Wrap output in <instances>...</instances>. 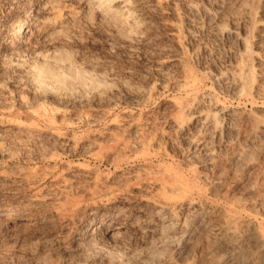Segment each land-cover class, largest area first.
Segmentation results:
<instances>
[{
	"label": "rangeland",
	"instance_id": "rangeland-1",
	"mask_svg": "<svg viewBox=\"0 0 264 264\" xmlns=\"http://www.w3.org/2000/svg\"><path fill=\"white\" fill-rule=\"evenodd\" d=\"M138 3L137 14L142 15H139L143 19L142 29L138 36L132 38L123 33L126 38L117 31L116 26L104 19L101 20L98 13L88 9L78 0H59L52 8L49 0H0V120L2 119L0 121V264H206L211 255L214 257L220 255L219 258L226 259L232 255L229 247L219 249L215 253H209L208 250V242L220 233L222 223L220 221L225 217L233 222L250 220L251 224L260 229L259 232L262 231L261 235L264 239V201L260 203L254 198L257 197L258 192L264 195V176L261 174V171L264 174V157L257 154V151L252 153L260 161L257 159L256 161L254 156V158L248 157L250 163L253 160V163L255 161L260 164V166L255 164L258 167V169L255 167L256 171L254 168L251 169L255 172L253 174L255 177L251 178L254 181L243 178L246 171L244 169L247 163L249 164L247 158L241 164L237 163L234 166L229 165L224 158V154L229 152L228 148L230 150L243 136L247 116H252L250 119H253L254 125L255 122L264 123V92H260L263 93L261 96L259 92L254 93L253 56L250 55L252 59L250 56H244L239 61L242 63L241 68L244 69L242 71L246 70L241 71L243 85L247 80L250 81L243 86V89L246 87L245 89L248 90L242 89L239 94L241 97H238V94L230 93L225 89L226 87L218 84V81L214 82L215 80L211 81L209 78L213 69L220 66L219 64L227 58V46L221 44L217 46L218 44L211 39L207 47L212 46L206 49H219L218 52L221 53H217V50L214 52L213 49L210 50L211 53L210 51L207 53L192 45L188 39L184 18L177 19L168 11L162 14L156 8H151L150 0H138ZM68 8L74 15L71 13V16H68L65 13ZM58 18L64 21L61 32H56ZM39 19L53 22L52 27L42 28ZM19 20L27 21L24 25L25 35L20 40L12 38L10 32V27L14 28ZM249 37L248 46L252 49L253 39ZM52 47L67 50L68 53H65L69 60L53 63L55 70L63 73L65 79L62 80L64 82L45 79L50 84V88L45 91L33 84L32 75L28 71L29 67L37 64V61L39 63L43 60V56L36 55L37 52ZM68 61L74 62L73 64L84 73L86 86H79L71 77V73L66 69L67 66H64ZM250 61H253V66ZM243 62L248 65H243ZM252 68L254 70H249ZM190 84L196 85L198 94L204 95L207 92L205 95L219 99L224 109L232 108L237 114L241 111L233 122L235 126L238 122L234 130L231 128L233 133L231 129L225 132L227 136L230 135L228 138L223 136L224 139L221 138L218 142L213 137V139L210 137L213 141L209 138V143L215 145L208 153L202 149L187 152L183 147L185 145H181L184 144L181 143L183 139L180 136L176 139L178 135L172 127H169L171 125L167 121L171 110L174 112L178 106L183 105V108H188L192 105L191 95L188 97L184 95V90L189 88ZM262 87L261 91L264 89V84ZM244 91L251 97L249 95L245 97L242 94ZM34 111L35 114L39 111L42 114L53 115L57 122L44 123L38 119ZM16 119L26 124L29 121L35 123L32 138L17 132L15 126L11 124ZM7 120H10V124ZM243 123L244 127H242ZM37 131H39L38 135L41 133L39 136ZM162 131L165 135L162 134L161 139ZM55 132H58L57 136ZM169 134L173 136L171 141L168 140L171 138ZM232 135L235 136V140ZM18 136L24 137L19 140ZM26 137L27 140H24ZM226 138L227 141L230 138L231 141L234 140V143L229 142L232 146L226 142ZM163 139H166L165 142ZM140 140L143 141L144 146ZM126 141L129 147L136 148L130 147L129 151L133 149L136 153L141 145L143 150L139 148L136 153L138 156L136 154L134 156L133 152H128L129 147L125 149L121 146ZM263 141L264 137L260 143ZM133 143L135 146L130 145ZM226 143L228 147H221ZM146 147L148 151L151 149V155L146 151ZM215 149L217 153L220 151L222 154V156L220 154L221 160ZM181 151L186 157L190 155L187 157L188 162L190 157L193 158L190 161L192 163L194 160L193 168H186L191 165H187L185 155ZM212 152L213 155L217 154V158L214 156L210 159L212 155L209 153ZM129 155L132 159H128ZM151 165L156 168L153 171L156 174H151L153 177L148 173L149 168H152L151 171L154 170ZM164 166L166 168L169 166V171L168 169L165 171ZM261 166L263 170L259 169ZM159 169H163L166 174ZM172 170L174 174L180 170L184 172V178L182 172H177L176 175L182 177L175 181V184L179 181L177 186L191 182L188 183L187 189L190 192L187 196H182L181 190L178 189L163 194L158 184L153 186V179L155 181V178H159L162 173L163 177L167 174L176 176L172 175ZM198 172L200 173L196 174ZM138 174L140 176L145 174L146 178H149L142 179L143 176L137 177ZM240 174L244 175L240 176ZM207 177L212 179L209 180ZM216 177H220V180L215 179L220 185L214 187L210 181L214 182L213 179ZM208 181L211 187L210 184L205 185ZM193 182L195 183L192 184ZM250 184L253 185L250 188L254 194L245 193L242 188ZM252 197L253 200L249 199ZM168 199L171 202H168ZM191 201L201 204L207 202L211 210L208 214L213 211L212 214L205 216L209 219H204L202 224L205 225L201 226V224L199 228L191 224L197 214L188 210ZM153 202L155 205L159 202L158 206L163 205L162 212H159L161 215L153 208ZM226 209H229L228 213L225 212ZM172 215L175 218H172ZM236 215L239 217L237 218ZM208 222L211 224L207 225ZM226 237V243L230 240L227 244L229 246L234 239L230 236ZM244 252L252 256L255 254L254 250L248 247L244 248ZM262 263L264 264V261Z\"/></svg>",
	"mask_w": 264,
	"mask_h": 264
},
{
	"label": "bare ground",
	"instance_id": "bare-ground-1",
	"mask_svg": "<svg viewBox=\"0 0 264 264\" xmlns=\"http://www.w3.org/2000/svg\"><path fill=\"white\" fill-rule=\"evenodd\" d=\"M52 2L50 3V0H49V4H51L50 5V7L52 8V7H54V6H56V4H57V2H59V0H51ZM80 3H82L84 6H86L88 9H91L93 12H96V13H98L99 14V16H100V18H101V20L102 19H104V20H106L108 23H110L111 25H113V26H116L117 28H118V30H117V28L115 27V29L117 30V31H119V32H121L122 34L124 33L127 37H134V36H136L137 34H139L140 33V31H141V29H142V26H143V19H141V17H139V15H141V13H139V15L137 14V12H138V0H78ZM149 1V0H148ZM151 1V8H156V10H159L160 12H162V14L164 13V12H170V13H172V14H174L176 17H177V19L179 18V19H185V22H186V24H185V26L186 27H184V28H186V30H187V34H188V39L192 42V45H196L198 48H201V50L203 49V50H205L206 52L207 51H210L211 49H213V48H210V50H208V49H206V47H207V43H208V41L209 40H213L214 41V43L216 44H218L217 46H219L220 44L221 45H225V46H227V53L225 52V49H223L224 50V53H226L227 54V58L223 61V63H221V64H219L220 66H216L217 68H215V69H213V71L210 73V77L209 78H211V81H212V79L213 80H215L214 82H216V81H218V84H222V86H224V87H226L225 89L226 90H228L230 93H232V94H238L237 96L239 97L240 95V93H241V91H243L246 87H244V89H243V86L247 83V81H250V80H247L248 78L250 79V77L248 76L249 75V73H248V75L247 74H244L245 76L247 75L248 76V78L247 79H245V81L246 82H244V85H243V81H242V76H241V71L242 70H244V69H242L241 67V64L242 63H240L239 61H241V59L244 57V56H253V58H254V60L253 61H255V73H254V76H252V77H255V79L254 78H252V79H254V81H255V91H254V93L255 92H264V89H263V91H261L262 90V86H263V84H264V0H150ZM143 2V1H142ZM59 4H61V3H59ZM142 4V3H141ZM142 6H144V5H142ZM148 6H149V4H148ZM58 8V7H57ZM142 10V9H141ZM68 16H71V13H73V11H71V9H67L66 10V12H65ZM65 14V15H66ZM169 14V13H168ZM171 14V15H172ZM73 15H74V13H73ZM142 16V15H141ZM60 17V16H59ZM175 17V18H176ZM25 19V18H24ZM60 19H61V17H60ZM59 18L57 19V22L55 21V23H57V29H56V32H61V28H62V26H63V22L64 21H62V20H60ZM40 20V19H39ZM55 20V19H54ZM59 20V21H58ZM103 20V21H104ZM172 20H174V18H172ZM37 21V20H36ZM41 21V20H40ZM175 21V20H174ZM173 21V22H174ZM145 22V21H144ZM182 22V21H181ZM183 22H184V20H183ZM182 22V23H183ZM184 22V23H185ZM40 23V26L42 27V28H44V29H46V28H49V27H52V25H53V22H51L52 23V25H51V23H50V21H48V20H42L41 22H39ZM38 23V24H39ZM54 23V24H55ZM167 23H169V22H167ZM171 23H172V21H171ZM27 24V21H25V20H19V21H17V24H16V26H14V28H13V26L12 27H10V32H11V37L12 38H16V39H21V38H23V36L25 35V30H26V28L24 27V25H26ZM144 24H146V23H144ZM170 24V23H169ZM174 24V23H173ZM51 25V26H50ZM171 25V24H170ZM176 25V24H175ZM179 25V24H178ZM177 25V26H178ZM180 25H182L181 23H180ZM172 27H174V26H172ZM180 27H183V26H180ZM180 27H179V30H181L180 29ZM169 29H171V28H169ZM183 29V28H182ZM175 30V29H174ZM178 30V29H177ZM176 30V31H177ZM178 30V31H179ZM171 32V31H170ZM173 33V32H172ZM181 33V32H180ZM195 33H197V35H194ZM121 34V35H122ZM124 34L122 35V36H124ZM174 34V33H173ZM173 34L171 35V36H173ZM176 34H177V32H176ZM184 34V33H183ZM186 34V35H187ZM126 36H124V37H126ZM138 36V35H137ZM180 35H179V33H178V37H179ZM185 36V35H184ZM249 36H251L252 37V39H253V42H252V44H253V48L252 49H250L249 47L250 46H248V37ZM10 37V38H11ZM126 37V38H127ZM175 37V36H174ZM177 38V37H176ZM250 38V37H249ZM188 39H186V40H188ZM173 40H174V38H173ZM251 40V39H250ZM180 41V40H179ZM210 42V41H209ZM189 43V42H188ZM212 43V42H211ZM215 44H213V46H214V48H215ZM209 45V44H208ZM210 46V45H209ZM209 46L207 47V48H209ZM212 46V45H211ZM210 46V47H211ZM197 48V49H198ZM64 50V49H63ZM62 50V48L60 49V48H58V47H52V48H46V50H43V51H40V52H37V54L36 55H38V57L40 56H43V60L41 61V62H39L38 63V61H37V64H33L31 67H29L30 69H29V74H31L32 75V82H33V84L36 86V87H38V88H41V89H43V90H48L49 88H50V84L48 83V82H46L47 80H45V79H47V78H49V79H53V80H55V81H62V80H64L65 79V77H64V79H63V73L61 74V73H58L56 70H55V68H54V66H53V63L54 62H66V60H69L68 59V56H67V54L66 53H68L67 52V50H65V51H63ZM200 50V49H199ZM214 50V49H213ZM217 50V49H216ZM216 50H214V52L216 51ZM219 50V49H218ZM218 50H217V53H221V52H218ZM196 51V50H195ZM204 51V52H205ZM66 52V53H65ZM193 52V51H192ZM200 52V51H199ZM213 52V53H214ZM223 52V51H222ZM208 53V52H207ZM210 53H211V51H210ZM209 53V54H210ZM217 53H215V54H217ZM201 54H202V52H201ZM204 55H205V53H203ZM217 55H219V54H217ZM210 56H212L211 54H210ZM213 56H214V54H213ZM250 56V58L252 59V57ZM38 57H36V58H38ZM70 57V56H69ZM224 57H225V55H224ZM217 58H218V56H217ZM221 58V57H220ZM250 58H245L246 60H248V59H250ZM224 59V58H223ZM250 59V60H251ZM70 60H71V57H70ZM211 60V59H210ZM245 60V61H246ZM249 61V60H248ZM252 61V62H253ZM219 62V61H218ZM251 62V61H250ZM252 62H251V64H252ZM74 62H67L66 63V65L64 64V66L66 67L67 66V71H69V73H71V77H73V79L79 84V86H86L87 85V80H86V77H85V75H84V73L79 69V68H77L74 64H73ZM244 64H246V63H244L243 62V65ZM250 64V65H251ZM246 65H248V64H246ZM254 64H252V66H253ZM183 66V65H182ZM211 66V65H210ZM251 66V67H252ZM182 68V67H181ZM181 68H180V71H181ZM209 68V67H208ZM210 68H213V67H210ZM248 68H250V67H248ZM70 70H71V72H70ZM249 70H254V68H252V69H249ZM187 71V70H186ZM246 71V70H245ZM245 71H242V72H245ZM184 72H185V70H184ZM183 72V73H184ZM209 72V71H208ZM68 73V74H69ZM183 73H181L180 72V74H183ZM183 75H186V74H183ZM207 75V74H206ZM179 76V75H178ZM245 76H244V78H245ZM246 76V77H247ZM199 77V76H198ZM178 78V77H177ZM182 78V77H181ZM185 78H186V76H185ZM191 78H193V77H191ZM190 78V79H191ZM201 78V77H200ZM199 78V79H200ZM207 78H208V76H207ZM198 79V78H197ZM202 79V78H201ZM175 80V79H174ZM183 80H184V78H183ZM192 80V79H191ZM179 81H181V80H179ZM192 81H194V80H192ZM253 81V80H252ZM62 82H64V81H62ZM189 82H190V80H189ZM188 82V83H189ZM199 82H201V81H199ZM204 82V81H203ZM220 82V83H219ZM177 83V82H176ZM176 83H175V85H176ZM183 83H185V81L183 82ZM190 83H192V82H190ZM198 83V82H197ZM204 83H206V82H204ZM65 84V83H64ZM193 84V83H192ZM192 84H190V86H189V88H186L184 91H185V93H184V95H187V97L188 96H190L191 95V100L193 101V103H191L192 105H190V107H188V108H183V105L182 106H178L176 109H175V111L174 112H172L173 110H171V112L169 113V116H168V122L170 123V125L171 126H169V127H172L173 129H174V131L177 133L176 135H178V137L176 138V137H174V138H176V139H178L179 138V136H180V138H182L183 140L181 141V143L182 142H184V144H181L182 146L183 145H185V146H183L184 148H186L187 149V152L188 151H194V150H197V149H202V150H204L206 153H208V152H211L214 148H213V146L215 145H212V144H210L209 143V141L210 140H212L213 138H214V140L216 141V142H218L223 136H227V134L225 133L227 130L228 131H230L229 129H231V128H233V130H234V126L235 125H233L234 123V121L237 119V117H238V115H240L241 114V111H239L240 113H236L235 112V110H233L232 108V110L231 109H224L225 107H223L222 105H221V101H219V99L217 100L216 98H214L213 96H210V95H202V94H198V92H197V90H196V88L197 87H195L196 85H192ZM202 84V83H201ZM201 84H200V86H201ZM217 84V83H216ZM252 84V83H251ZM62 85H63V83H62ZM61 85V86H62ZM182 85V84H181ZM188 84H186V87H188L187 86ZM212 85H214V84H212ZM198 86V85H197ZM206 86V85H205ZM219 86V85H218ZM221 86V87H222ZM216 87V86H215ZM84 88V87H83ZM211 88V87H210ZM58 89V88H57ZM180 89H182V88H180ZM218 89V88H217ZM222 89H224V88H222ZM243 89V90H242ZM246 90H248V89H245V91ZM250 90V89H249ZM251 90H254V89H252L251 88ZM184 91H182V92H184ZM199 91H201V90H199ZM212 91V90H211ZM216 91V90H215ZM245 91H244V93L242 92V94H244V96L245 95H249V94H245ZM71 91H69V93H70ZM180 92V91H179ZM204 92V91H203ZM224 92V91H223ZM226 92V91H225ZM250 92V91H249ZM252 92V91H251ZM212 93V92H211ZM226 93H228V92H226ZM71 94V93H70ZM213 94V93H212ZM229 94V93H228ZM231 94V95H232ZM261 94H263V93H260V96H261ZM214 95H215V93H214ZM231 95H229V96H231ZM181 96V95H180ZM243 96V95H242ZM250 96V95H249ZM186 97V98H187ZM235 97V96H234ZM241 97V96H240ZM246 97V96H245ZM251 97V96H250ZM258 97V96H257ZM181 98H183V96H181ZM225 98V97H224ZM227 98V97H226ZM262 98H263V96H262ZM251 99V98H250ZM184 100V99H183ZM188 100V99H187ZM247 100V99H246ZM255 100V99H254ZM238 101V100H237ZM176 102H178V101H176ZM180 102V101H179ZM219 102H221V103H219ZM243 102V101H242ZM246 102V101H245ZM248 102V101H247ZM181 103H183V101L181 102ZM184 103H186V101H184ZM251 103H252V101H251ZM250 103V104H251ZM255 103V102H254ZM178 104V103H177ZM190 104V103H189ZM253 104V103H252ZM174 105H176L175 103H174ZM173 105V106H174ZM179 105H180V103H179ZM187 105V104H186ZM186 107V106H185ZM237 110V109H236ZM36 111V110H35ZM35 111H34V114H35ZM238 112V111H237ZM253 112V111H252ZM256 113V112H255ZM254 113V115H256ZM37 114V117H38V119H40L41 121H43L44 123H50V124H53L54 122H55V116L54 117H52L51 115H49V114H42V113H40L39 111L36 113ZM35 114V115H36ZM252 115V114H251ZM253 115V116H254ZM260 116V115H259ZM255 117V116H254ZM257 117V116H256ZM243 118V117H242ZM250 118H252V116L250 117V116H247L246 117V122H245V127H244V123H243V126L242 127H244L243 129V136H241V138H240V140H238V141H236V143L232 146L231 145V143H234V140H235V136H231L234 140H232L231 141V139L232 138H230V140L229 141H227V138L230 136L229 135V133L231 134V132L233 133V130L231 129V132H229L228 133V135L229 136H227V138L225 139L226 140V142H231V143H229L231 146H229V147H231L230 148V150H229V148H228V153L225 155L224 154V158H225V160L228 162V164L229 165H232V166H234V165H236L237 163H240L241 164V162L243 161H245L246 160V158L248 159V157L249 158H251V157H253L254 156V153H252V151L254 152V151H257L258 153L257 154H259L260 156H263L264 157V146H262V143L264 142H262V143H260V141H261V139H262V137H264V123H262V124H260L261 122H259L258 124H256V122H255V125L253 124V119H250ZM59 119V118H58ZM57 119V120H58ZM6 120V119H5ZM13 120V119H12ZM60 120V119H59ZM136 120V119H135ZM240 120V119H239ZM242 120V119H241ZM258 119L256 118V121H257ZM0 121H2V119L0 120ZM8 121V120H7ZM7 121H5V122H7ZM10 121V120H9ZM8 121V122H9ZM137 121V120H136ZM166 121V122H167ZM242 121H244V120H242ZM260 121V120H259ZM264 121V120H263ZM57 122V121H56ZM55 122V123H56ZM2 123H4V121L2 122ZM241 123V122H240ZM6 124H8V123H6ZM9 124H10V122H9ZM11 124H13L14 126H15V128H16V130H17V132H19V133H21V135H29L30 137L29 138H32L31 136H33V134L32 133H34V128H35V123H30V121H29V123H25V122H21L20 120H14V122L13 123H11ZM58 124V123H57ZM132 124H134L133 122H132ZM138 124H140L139 122H138ZM138 124H136L137 126H138ZM46 125V124H45ZM135 125V124H134ZM236 125L238 126V122H236ZM47 126V125H46ZM56 126V124L54 125V127ZM128 126H129V124H128ZM141 126V125H140ZM154 126V125H153ZM237 126H235V127H237ZM139 127V126H138ZM142 127V126H141ZM241 127V128H242ZM39 128V127H38ZM37 128V129H38ZM158 128V127H157ZM156 128V129H157ZM162 128V127H161ZM161 128H160V131H161ZM171 128V130H173ZM240 128V129H241ZM136 129H137V127H136ZM140 129V128H139ZM235 129H237L238 130V128H235ZM240 129H239V131H240ZM56 130H57V127H56ZM55 130V131H56ZM141 130V129H140ZM154 130V129H153ZM169 130V129H168ZM235 131L236 133L238 132V131ZM242 130V129H241ZM58 131V130H57ZM157 131V130H156ZM160 131H159V133H160ZM163 131H165V130H163ZM162 131V133H161V136H162V134H164L165 135V133ZM170 131V130H169ZM227 131V132H228ZM59 132V131H58ZM58 132H55V134L56 133H58ZM167 132V131H166ZM171 132H173V131H171ZM174 132V133H175ZM241 132V131H240ZM239 132V133H240ZM37 133V135H38V133H39V131H37L36 132ZM51 133V132H50ZM152 133V132H151ZM151 133H150V135H151ZM158 133V134H159ZM174 133H173V135H174ZM226 135H225V134ZM41 134V133H40ZM39 134V135H40ZM138 134H140V132L138 133ZM158 134H155V135H158ZM238 134V133H237ZM35 135V134H34ZM38 135V136H39ZM154 135V136H155ZM166 135H167V133H166ZM241 135H242V133H241ZM56 136H57V134H56ZM58 136H60L59 134H58ZM136 136H138V135H136ZM135 136V137H136ZM140 136H142V135H140ZM152 136H153V134H152ZM169 136L171 137L170 139H168V138H166V139H168V140H170L171 141V139H172V137L173 136H171V134H169ZM20 136H18L17 138H19ZM22 137H24V136H21L20 138H19V140H21V138ZM37 137V136H36ZM146 137V136H145ZM160 137V136H159ZM168 137V136H167ZM212 139H211V138ZM140 138H142V137H140ZM146 138H148V137H146ZM156 138V137H155ZM163 138V136L161 137V139ZM173 138V139H174ZM209 138H210V140H209ZM237 138V137H236ZM70 139V138H69ZM129 139V138H128ZM144 139V138H143ZM142 139V140H143ZM154 139V138H153ZM159 139V138H158ZM161 139H159V140H161ZM165 139V140H166ZM222 139H224V138H222ZM238 139V138H237ZM23 140V139H22ZM24 140H27V137H26V139H24ZM138 140V139H137ZM152 140V139H151ZM164 140V139H163ZM165 140L163 141V142H165ZM167 140V141H168ZM175 140V139H174ZM174 140H172V142L174 141ZM16 141H18L17 139H16ZM120 141V140H119ZM141 141V140H140ZM144 141H145V139H144ZM147 141V140H146ZM149 141V140H148ZM153 141H155V140H153ZM169 141V142H170ZM175 141H177V140H175ZM213 141V140H212ZM211 141V142H212ZM19 142V141H18ZM120 142H122V141H120ZM119 142V143H120ZM123 142H125V141H123ZM133 142V141H132ZM135 142V141H134ZM158 142V141H157ZM161 141H159V143H160ZM178 142H179V140H178ZM127 141H126V143H122L121 144V146L122 147H124L125 149L127 148V147H129L128 145H127ZM130 143V142H129ZM139 143V142H138ZM141 143H142V145L144 146V144H143V141H141ZM147 143V142H146ZM149 143H150V141H149ZM156 143V142H155ZM158 143V144H159ZM173 143H175V142H173ZM172 143V144H173ZM140 144V143H139ZM151 144H153V143H151ZM166 144H168V143H166ZM176 144V143H175ZM180 144V143H179ZM179 144H177V145H179ZM264 144V143H263ZM130 145H132V146H135V144L133 143V144H130ZM142 145H141V147H142ZM147 145V144H146ZM156 145V144H155ZM180 145V146H181ZM216 145H218V144H216ZM223 145V144H222ZM227 145V143L225 144V146L223 145V146H221V147H228V146H226ZM138 146V145H137ZM136 146V147H137ZM179 146V147H180ZM181 146V147H182ZM119 147V146H118ZM131 147V146H130ZM130 147L128 148V152H133V155L134 154H136V153H138V151L140 150V149H142L141 147H139L138 148V150H137V152L135 153L134 151H136V150H133V149H136V148H134V147H131V148H133L131 151H129V149H130ZM148 147V146H147ZM147 147H146V149H147ZM175 147V146H174ZM180 147V148H181ZM182 147V148H183ZM120 148V147H119ZM149 148H151V146L149 147ZM164 148V147H163ZM183 148V149H184ZM216 148V147H215ZM219 148V147H218ZM122 149V148H121ZM124 149V150H125ZM145 149V150H146ZM160 149V148H159ZM162 149V148H161ZM118 150H120V149H118ZM143 150V149H142ZM144 150V151H145ZM151 150V149H150ZM150 150L148 151V149L146 150V151H148V152H150ZM180 150H182V149H180ZM0 151H1V146H0ZM121 151V150H120ZM155 151V150H154ZM157 151V150H156ZM160 151H162V150H160ZM160 151H158V153H160ZM164 151V150H163ZM183 151V150H182ZM181 151V152H182ZM199 151V150H198ZM203 151V152H204ZM219 151V150H218ZM227 150H225V152H226ZM122 152V151H121ZM125 153H126V151H124ZM141 152H143V151H141ZM165 152V151H164ZM180 152V153H181ZM190 152V153H191ZM197 152V151H196ZM203 152H201V153H203ZM215 152L217 153V151H216V149H215ZM157 153V152H156ZM215 153V154H216ZM219 153V155H218V157H220V160H221V156H222V154L220 153V151L218 152ZM217 153V154H218ZM222 153H224V152H222ZM252 153V154H251ZM122 154H123V152H122ZM150 155H151V152L149 153ZM162 154H164V153H162ZM161 154V155H162ZM182 154H184V152H182ZM187 154V153H186ZM189 154V153H188ZM194 154H195V152H194ZM194 154H192V155H194ZM214 153L212 152V154H210L209 153V155H212V157L210 158V156H209V158L210 159H213L214 158V156H216V155H213ZM220 154H221V156H220ZM123 155H125V154H123ZM122 155V156H123ZM127 155H128V153H127ZM126 155V156H127ZM132 155V156H133ZM137 155V154H136ZM152 155H154V154H152ZM156 155V154H155ZM165 155H166V152H165ZM185 155V154H184ZM199 155V154H198ZM197 155V156H198ZM252 155V156H251ZM125 156V157H126ZM131 156V157H132ZM135 156V155H134ZM138 156V155H137ZM188 156H190V155H187V157ZM256 156V155H255ZM254 156V157H255ZM129 157V158H128ZM127 158L128 159H132V158H130V155L128 156ZM185 158H186V163H187V165L188 164H190L191 166H189L188 165V167L186 166V168H189V167H192V164H193V162H194V160H193V162L191 163L190 161H192L191 160V158L192 157H190V161L188 162V160H187V157H186V155L184 156ZM184 157H182V158H184ZM200 157V156H199ZM201 157H202V155H201ZM200 157V158H201ZM204 157H205V153H204ZM253 157V158H254ZM156 158V157H155ZM163 158V157H162ZM185 158H184V160H185ZM216 158H217V156H216ZM215 158V159H216ZM262 158V157H261ZM193 159V158H192ZM196 159V158H195ZM205 159V158H204ZM209 159V161H211ZM245 159V160H244ZM257 159V157H255V160ZM263 159V158H262ZM261 159V160H262ZM127 160V159H126ZM183 160V161H184ZM219 160V161H220ZM257 160H259V159H257ZM256 160V161H257ZM145 161V160H144ZM148 161V160H147ZM146 161V162H147ZM248 161H249V159H248ZM248 161H246V162H248ZM251 161V160H250ZM250 161H249V164L247 163V167H246V169H244V170H246L245 171V175L244 174H240V176L241 175H244L245 177H243L245 180H250L251 178H254L255 176L253 175L255 172H253V170L255 169V167H256V165L258 164L259 166H260V164L257 162V163H255V161H254V163H253V160H252V162L250 163ZM260 161V160H259ZM185 162V161H184ZM197 162V161H196ZM218 162V161H217ZM216 162V163H217ZM223 162V161H222ZM225 162V161H224ZM161 163V162H160ZM169 163V162H168ZM186 163H185V165H186ZM212 163H213V160H212ZM212 163H210V164H212ZM170 164V163H169ZM221 164V163H220ZM226 164V163H225ZM256 164V165H255ZM147 165V164H146ZM145 165V166H146ZM156 165H159V164H156ZM148 166V165H147ZM152 167L154 166V165H151ZM150 166V167H151ZM160 166V165H159ZM170 166V165H169ZM169 166H168V168H166L165 166H164V170L166 171L167 169H168V171H169ZM155 167H158V166H155ZM162 167V166H161ZM174 167H176V166H174ZM173 167V168H174ZM181 167V166H180ZM183 167V166H182ZM222 167V166H221ZM229 166H227V168H228ZM239 167V166H238ZM144 168V167H143ZM154 168V167H153ZM160 168V167H159ZM171 168V167H170ZM179 168V167H178ZM193 168V167H192ZM213 168H215V167H213ZM220 168V167H219ZM218 168V169H219ZM230 168H232V167H230ZM244 168V167H243ZM254 168V169H253ZM257 169H258V167H256ZM263 168V166H261V168L259 167V169L261 170ZM150 169V172H148L150 175L152 174L153 175V171H155V169L156 168H154V170H152L151 171V169L152 168H149ZM191 169V168H190ZM224 169H226V168H224ZM241 169V168H240ZM240 169H239V171H240ZM251 169H253L252 171H251ZM257 169H255V171L257 170ZM140 170H142V169H140ZM144 170H146V168H144ZM159 170H161V169H159ZM158 170V171H159ZM171 170V169H170ZM175 170V169H174ZM174 170H172V172L174 171ZM179 170V169H178ZM185 170V169H184ZM189 170V169H188ZM192 170V169H191ZM190 170V171H191ZM220 170V169H219ZM242 170V169H241ZM263 170V169H262ZM143 171V170H142ZM146 171H148V170H146ZM162 172H163V169L161 170ZM161 171H160V174H161ZM164 171V172H165ZM218 171V170H217ZM216 171V172H217ZM238 171V172H239ZM163 172V173H164ZM177 172H179V171H176V174H177ZM180 172H182V170H180ZM179 172V173H180ZM185 172H187L186 170H185ZM194 173H195V170L193 171ZM197 172V171H196ZM203 172V171H202ZM221 172V171H220ZM250 172L252 173V174H250ZM264 172V171H263ZM138 173H140L141 174V172H139V170H138ZM158 173V175H159V172H157ZM162 173V175H164ZM175 172H173L172 173V175H176V174H174ZM200 172H198V173H196V174H199ZM212 173H213V171H212ZM223 173V172H222ZM226 173V172H225ZM237 173V172H236ZM239 173H241V172H239ZM143 174V173H142ZM149 174H147V175H149ZM154 174H156V173H154ZM165 174H166V172H165ZM171 174V173H170ZM184 174V172H182V175ZM209 174V173H208ZM219 174V173H218ZM221 174V173H220ZM261 174L264 176V174L262 173V171H261ZM135 175H136V173H135ZM151 175V176H152ZM161 175V176H162ZM178 175V174H177ZM168 176V174L167 175H165L164 177L162 176H158L159 178H155V181H154V179H153V186H156L157 184V186H159L160 187V191H161V193H163V194H166L167 193V191H171V190H176V189H178V190H181V192H182V196H187L188 194H189V190L187 189L188 188V183H191V182H188V183H186L185 184V182L183 183V185L182 186H180L179 187V185L177 186V184H178V182L179 181H177L176 183L177 184H175V181L176 180H178V178L180 177H178V176ZM214 175H215V172H214ZM252 175V177H250ZM138 176H140L139 174L137 175V177ZM141 176H143V178L142 179H144V178H146V176H145V174L144 175H141ZM140 176V177H141ZM150 176V177H151ZM167 176V177H166ZM191 176V175H190ZM197 176V175H196ZM209 176V175H208ZM216 176V175H215ZM214 176V177H215ZM254 176V177H253ZM258 176V175H257ZM257 176H256V178H257ZM262 176V177H263ZM148 177V176H147ZM153 177V176H152ZM156 177H157V175H156ZM161 177V178H160ZM166 177V178H165ZM185 177H186V175H185ZM202 176H200V178H201ZM204 177H205V175H204ZM211 177H212V174H211ZM222 177V176H221ZM149 178V177H148ZM148 178H146V179H148ZM180 178H182V177H180ZM180 178H179V180H180ZM183 178H184V175H183ZM187 178V177H186ZM185 178V179H186ZM195 179H196V177H194ZM208 178V177H207ZM213 178V177H212ZM211 178V179H212ZM218 177H216V178H214L213 180H215V179H217ZM220 178V177H219ZM218 178V179H219ZM250 178V179H249ZM255 178V179H256ZM136 179H138V178H136ZM145 179V180H146ZM185 179H182L183 181L185 180ZM188 179V178H187ZM186 179V180H187ZM190 179V178H189ZM188 179V180H189ZM192 179V178H191ZM204 179V178H203ZM209 180H211L210 178H208ZM207 179V180H208ZM243 179V180H244ZM261 179H263V178H261ZM150 180H151V178H150ZM185 180V181H186ZM205 180H206V178H205ZM204 180V181H205ZM220 180V179H219ZM222 180H223V178H222ZM238 180H239V178H238ZM252 181H254L253 179H251ZM257 180V179H256ZM255 180V181H256ZM190 181V180H189ZM192 181H194V180H192ZM216 181L218 182V180H215L214 182L212 181H210V183L214 186V187H217V186H219L220 185V183H216ZM251 181V182H252ZM151 182V181H150ZM182 182V181H181ZM187 182V181H186ZM196 182V181H195ZM195 182H193L192 184H194ZM234 182V181H233ZM238 182V181H237ZM241 182V181H240ZM246 182V181H245ZM249 182V181H248ZM206 183V182H205ZM209 183V181H208V183H206L205 185H209L210 184ZM250 183V182H249ZM248 183V184H249ZM156 184V185H155ZM179 184H182V183H179ZM211 184L209 185L210 187H211ZM238 184V183H237ZM241 184H244V183H242L241 182ZM247 184V183H246ZM252 184H254V183H252ZM200 185V184H199ZM198 185V186H199ZM239 185V184H238ZM237 185V186H238ZM152 186V185H151ZM150 186V187H151ZM201 186V185H200ZM212 186V187H213ZM240 186V185H239ZM250 186H251V184L248 186V185H245L244 187L242 186V188H243V190H244V192L245 193H252L253 192V190L250 188ZM253 186V185H252ZM251 186V187H252ZM191 189V188H190ZM212 189V188H211ZM192 190H194V188L192 189ZM232 190V189H231ZM256 191H257V189H255ZM254 190V191H255ZM156 191H158V192H160L159 190H157L156 189ZM197 191V190H196ZM240 191H241V188H240ZM255 191V192H256ZM171 192H173V191H171ZM170 192V193H171ZM198 192H199V190H198ZM264 192V191H263ZM156 193V192H155ZM160 193V194H161ZM229 193H230V191H229ZM241 193V192H240ZM258 193H260V192H258ZM257 193V197H254L255 198V201H264V195H261V194H258ZM262 193V192H261ZM191 194V193H190ZM196 194H197V192H196ZM199 194V193H198ZM253 194H254V192H253ZM194 195V194H193ZM246 195V194H245ZM248 195V194H247ZM252 195V194H251ZM160 196V195H159ZM158 196V197H159ZM191 196V195H190ZM190 196H188V197H190ZM195 196V195H194ZM203 196V195H202ZM233 196V195H232ZM237 196H238V194H237ZM240 196V195H239ZM253 196V195H252ZM164 197V196H163ZM180 197V196H179ZM198 196H196V198H197ZM165 198H167V197H165ZM169 198H171L170 196H169ZM182 198V197H181ZM192 198V197H191ZM202 198H204V197H202ZM239 198V197H238ZM164 199V198H163ZM185 199V198H184ZM201 199V198H200ZM200 199H198L199 201H200ZM206 199V198H205ZM232 199V198H231ZM242 199V198H241ZM245 199V198H244ZM244 199H243V201H244ZM249 199H252L253 200V197L252 198H249ZM170 199H168V202H171V201H169ZM187 200V199H186ZM190 200H192V199H190ZM203 200V199H202ZM238 200V199H237ZM174 201V200H173ZM185 201V200H184ZM198 201V202H199ZM208 201V200H207ZM210 201V200H209ZM208 201V202H209ZM232 201V200H231ZM239 201H241L240 199H239ZM238 201V202H239ZM248 201V200H247ZM254 201V202H255ZM151 202V201H150ZM180 202V201H179ZM182 202V201H181ZM212 202V201H211ZM236 202V201H235ZM238 202H237V204H238ZM253 202V203H254ZM175 203V202H174ZM185 203V202H184ZM207 203V202H206ZM201 204V203H197V202H195V201H191V202H189V208H188V210H191V212L193 211V212H196L197 214H195L193 217H194V219H193V221H192V223H191V221H190V223L192 224V225H194V226H196V227H198V226H200L202 223H203V220L204 219H209V218H206L207 216V214L211 211L210 210V207H209V205H207V204ZM244 203V202H243ZM261 203V202H260ZM149 204H151V203H149ZM173 204V203H172ZM182 204V203H181ZM186 204V203H185ZM240 204V203H239ZM255 204V203H254ZM258 204V203H257ZM159 205V202H158V204L157 205H155V203L153 202V208L155 209V211L157 212V214L161 211L162 212V210H163V205L161 206H158ZM176 205V204H175ZM187 205V204H186ZM216 205V204H215ZM260 205V204H259ZM264 205V204H263ZM151 206V205H150ZM151 206V207H152ZM211 206V205H210ZM241 206V205H240ZM244 206V205H243ZM168 207H171V206H168ZM185 207V206H184ZM220 207V206H219ZM256 207V206H255ZM9 208H11V207H9ZM222 208V207H221ZM231 208V207H230ZM263 208V207H262ZM167 209H170V208H167ZM166 209V210H167ZM173 209V208H172ZM185 209V208H184ZM183 209V210H184ZM11 210V209H10ZM227 210H229V209H226L225 210V212L227 211ZM7 211V210H6ZM178 211V210H177ZM186 211V210H185ZM217 211H218V209H217ZM216 211V212H217ZM4 212V211H3ZM10 212V211H9ZM164 212V211H163ZM189 212V211H188ZM213 212V211H212ZM212 212L210 213V214H212ZM220 212V211H219ZM218 212V213H219ZM214 213H215V211H214ZM213 213V214H214ZM227 213H228V211H227ZM227 213H226V215H227ZM3 214V213H2ZM5 214V213H4ZM6 214H9V213H7L6 212ZM160 214V213H159ZM210 214H208V215H210ZM217 214V213H216ZM221 214V213H220ZM222 214H223V212H222ZM233 214V213H232ZM161 215V214H160ZM174 215V214H173ZM172 215V218H175L174 216ZM206 216V217H205ZM214 216V215H213ZM218 216H219V214H218ZM171 217V216H170ZM169 217V218H170ZM205 217V218H204ZM225 217V216H224ZM236 217H237V215H236ZM236 217H235V219H236ZM239 217V216H238ZM237 217V218H238ZM166 218V217H165ZM172 218H170V219H172ZM176 218H177V216H176ZM226 218V217H225ZM223 219V221H220V222H222L221 223V229H220V233H218V234H216L215 235V233H214V235H215V237L210 241V242H208V250H209V253L210 252H212V253H215V252H217L219 249H222V248H226V247H229L230 249H231V251H232V255H231V257L228 259H226V258H219L220 257V255H218V256H216V257H214L213 255H211L210 257V259H208L207 261H206V264H249V263H251V264H253V262L254 263H256V264H263L262 262L264 261V239H263V236L261 235V233H262V231H260L259 232V228L257 229L253 224H251V222H250V220H249V222H245V221H243V222H241L240 220H238V221H240V222H238L237 220H235V222H233V221H230V219L228 220L227 218L226 219ZM168 219V218H167ZM234 219V218H233ZM232 219V220H233ZM247 219V218H246ZM250 219V218H249ZM169 220V219H168ZM257 220V219H256ZM164 221H166V220H164ZM172 221V220H171ZM170 221V222H171ZM175 221H176V219H175ZM179 221V220H178ZM205 221V220H204ZM237 221V222H236ZM252 221V220H251ZM169 222V221H168ZM206 222H207V220H206ZM205 222V223H206ZM255 222V221H254ZM189 223V224H190ZM213 223V222H212ZM256 223V222H255ZM254 223V224H255ZM211 224V223H210ZM209 224V222H208V224L207 225H210ZM191 225V226H192ZM203 225H205V224H202L201 226H203ZM206 225V226H207ZM256 225V224H255ZM164 226H167L166 224H164ZM163 225H162V227H164ZM205 226V227H206ZM257 226V225H256ZM196 227H194L195 229H196ZM220 227H218V228H220ZM165 228V227H164ZM186 228V227H185ZM189 228V227H188ZM199 228V227H198ZM192 229V228H191ZM194 229V230H195ZM203 229V228H202ZM211 229H213V228H210V230ZM193 230V229H192ZM197 230V229H196ZM199 230V229H198ZM201 230V229H200ZM218 232V231H217ZM197 233V232H196ZM226 236H230V237H233V243H231V245H229V246H227V244H229V242H230V240H229V242L228 243H226V241H225V239L227 238ZM245 247H248V248H250V249H252V250H254V252H255V254L252 256V255H250V254H247V253H245L244 252V248ZM225 250V249H224ZM249 251V250H248ZM250 252H252V251H250ZM209 253H208V255H209ZM220 254H221V251L219 252ZM231 254V253H230ZM207 255V256H208ZM206 256V257H207ZM209 257V256H208ZM206 259V258H205ZM204 261V260H203ZM203 264V263H202Z\"/></svg>",
	"mask_w": 264,
	"mask_h": 264
}]
</instances>
